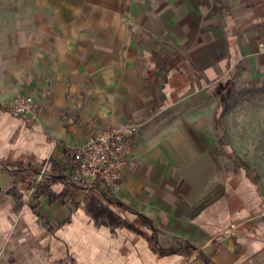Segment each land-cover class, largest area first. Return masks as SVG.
Listing matches in <instances>:
<instances>
[{"label":"crops","instance_id":"obj_1","mask_svg":"<svg viewBox=\"0 0 264 264\" xmlns=\"http://www.w3.org/2000/svg\"><path fill=\"white\" fill-rule=\"evenodd\" d=\"M263 80L264 0H0V264H264V192L216 128ZM20 96L35 122L5 109ZM123 124L139 130L110 193L155 232L80 191L30 204L44 162Z\"/></svg>","mask_w":264,"mask_h":264},{"label":"built area","instance_id":"obj_2","mask_svg":"<svg viewBox=\"0 0 264 264\" xmlns=\"http://www.w3.org/2000/svg\"><path fill=\"white\" fill-rule=\"evenodd\" d=\"M5 109L13 116L35 122L39 109L29 96L14 98ZM136 124H123L102 130L92 139L70 150L71 162L65 168L68 182L84 192L101 194L115 189L128 165L131 140L138 132ZM42 170L39 179L45 175Z\"/></svg>","mask_w":264,"mask_h":264},{"label":"rangeland","instance_id":"obj_3","mask_svg":"<svg viewBox=\"0 0 264 264\" xmlns=\"http://www.w3.org/2000/svg\"><path fill=\"white\" fill-rule=\"evenodd\" d=\"M264 80L257 86L241 85L237 87L230 98L228 107L222 118L224 127V141L230 142L238 154V161L247 170L251 178L261 187L264 192V90L262 88ZM233 163V162H232ZM235 165H232L234 168ZM15 172L20 166H10ZM45 175L39 179L42 170ZM36 178L27 181L29 191L34 190L37 184H51V166L48 161L44 162L37 171ZM71 189L70 197L75 192H82L91 197H102L95 192H84V190L67 183ZM45 198V197H42ZM103 198V197H102ZM41 199V198H40ZM30 200V199H29ZM37 200L35 196L30 200L34 204ZM109 203V202H108Z\"/></svg>","mask_w":264,"mask_h":264},{"label":"trees","instance_id":"obj_4","mask_svg":"<svg viewBox=\"0 0 264 264\" xmlns=\"http://www.w3.org/2000/svg\"><path fill=\"white\" fill-rule=\"evenodd\" d=\"M264 90V84L262 86V88H258V90ZM232 94H230L228 97H226L225 99H222L221 104L223 105V109L224 111L226 110V108L228 107V103H229V98L231 97ZM216 128H217V133L219 135V141L223 144L226 145L227 143L224 141V130L221 126L220 123V119L218 118L216 120ZM233 156L235 157V155L233 154ZM64 162L68 161L71 162L72 157L70 154V151H66L65 152V156H64ZM64 162L61 163H56L54 160H50V166H51V184H37L35 186V198L36 199H40L42 197H46L48 198L49 202L51 203H55L57 201L62 202L65 205H68L69 200H70V188L68 187V184L64 185V189L60 192L57 193L53 190V186L55 184H57L59 181H61V169L62 166L64 164ZM9 193L14 196L17 200H21L23 198V193L20 192L18 190V188L14 187L12 188ZM101 196L108 201L111 205L120 207V208H125L131 212H133L134 214L137 215V219L143 223H145L149 228H151L154 232L156 231L152 221L148 218H146L145 216H143L142 214H139L137 212H135L134 210H132L131 208L126 207L124 204H122L121 202H119L118 200H116L112 194L110 193V191L107 190H103L101 192ZM32 205V204H31ZM33 208H35V206H33ZM153 243L156 244L155 238L153 237ZM188 247H192V246H188ZM156 251L160 254V255H172L178 252V249L176 248H167V249H162V248H157Z\"/></svg>","mask_w":264,"mask_h":264}]
</instances>
